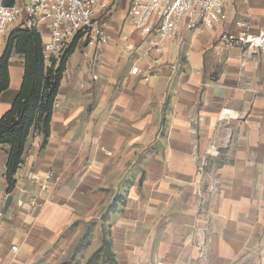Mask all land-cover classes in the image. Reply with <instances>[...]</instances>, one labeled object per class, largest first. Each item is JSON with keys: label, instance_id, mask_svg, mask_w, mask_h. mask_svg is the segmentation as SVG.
Instances as JSON below:
<instances>
[{"label": "crops", "instance_id": "obj_1", "mask_svg": "<svg viewBox=\"0 0 264 264\" xmlns=\"http://www.w3.org/2000/svg\"><path fill=\"white\" fill-rule=\"evenodd\" d=\"M106 1V43L89 49L74 38L50 134L30 135L10 191L8 147L0 145V264L72 256L86 264L108 236L117 264H264V52L242 64L241 50L213 48L223 32H264V0L226 2V20L212 31L181 25L162 42L153 74L147 43L133 30V50H123L129 0ZM133 66L140 73L130 74ZM8 73L0 118L19 92L21 56L12 55ZM225 107L234 115L228 124L218 121ZM88 229V245L74 255Z\"/></svg>", "mask_w": 264, "mask_h": 264}, {"label": "built area", "instance_id": "obj_2", "mask_svg": "<svg viewBox=\"0 0 264 264\" xmlns=\"http://www.w3.org/2000/svg\"><path fill=\"white\" fill-rule=\"evenodd\" d=\"M228 1L246 3L249 0H129L126 20L121 26L120 38L123 50L130 53L133 46L128 42L127 31L133 30L147 43L144 56L149 59L147 72L153 74L162 66L164 40H171L180 32V26L190 31L203 27L209 31L226 20L224 5ZM106 0H12L10 5L0 0V46L10 28L17 26L33 28L48 39L42 43L46 67L56 66L76 36L85 41L86 48H94L107 41L104 15ZM235 25L244 28L246 24ZM216 54L221 55L233 49L241 50L242 64L250 57L264 52V32H223L214 45ZM87 56V51L83 53ZM140 73L133 66L130 74ZM147 80V77H144ZM234 118L233 112L225 107L218 115L219 123L228 124ZM228 142V136L211 144L207 156L218 154V147ZM220 144V145H218ZM208 166V158L202 159L201 170ZM52 175L47 174L40 184V190L48 188ZM33 201L32 206L35 207ZM11 250L15 252L16 246Z\"/></svg>", "mask_w": 264, "mask_h": 264}, {"label": "trees", "instance_id": "obj_3", "mask_svg": "<svg viewBox=\"0 0 264 264\" xmlns=\"http://www.w3.org/2000/svg\"><path fill=\"white\" fill-rule=\"evenodd\" d=\"M12 0H5L10 5ZM42 38L33 28L15 26L4 40L0 55V94L9 86L8 64L13 54L23 59L24 74L20 89L8 111L0 118V145L8 147L5 178L7 190L15 184L14 175L22 163L26 144L35 132L46 140L50 134V121L55 99L68 56L73 52L76 39L61 57L56 66L46 67L42 52ZM123 201L118 196L108 212L116 209V203ZM108 214V213H107ZM90 230L82 237L74 255L79 254L89 243ZM100 260L107 264H117L111 250V238L104 237L101 246L91 255L86 264H96ZM60 264H77L75 256Z\"/></svg>", "mask_w": 264, "mask_h": 264}, {"label": "rangeland", "instance_id": "obj_4", "mask_svg": "<svg viewBox=\"0 0 264 264\" xmlns=\"http://www.w3.org/2000/svg\"><path fill=\"white\" fill-rule=\"evenodd\" d=\"M24 1H25V2H28L29 0H24ZM15 26H17V25L14 24L11 28H13V27H15Z\"/></svg>", "mask_w": 264, "mask_h": 264}]
</instances>
